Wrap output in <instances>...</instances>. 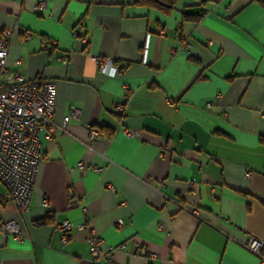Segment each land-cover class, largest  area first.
<instances>
[{
	"label": "crops",
	"instance_id": "obj_1",
	"mask_svg": "<svg viewBox=\"0 0 264 264\" xmlns=\"http://www.w3.org/2000/svg\"><path fill=\"white\" fill-rule=\"evenodd\" d=\"M3 29L10 69L55 82L53 123L81 112L65 131L41 132L27 210L0 182V219L22 232L0 234V264H84L87 232L63 246L64 220L124 244L120 264H264L243 245L264 238V4L0 0ZM97 57L124 70L111 76ZM91 127L102 136L89 143Z\"/></svg>",
	"mask_w": 264,
	"mask_h": 264
},
{
	"label": "built area",
	"instance_id": "obj_2",
	"mask_svg": "<svg viewBox=\"0 0 264 264\" xmlns=\"http://www.w3.org/2000/svg\"><path fill=\"white\" fill-rule=\"evenodd\" d=\"M46 9L45 1L37 3V11L41 12ZM74 34L77 35V32ZM11 37L10 29L0 30V182L7 188L9 201L15 203L20 211H25L29 207L43 162L41 132L46 131L51 137L55 130L65 131L68 121L71 118H78L81 110L71 109L70 113L64 117L61 126L53 123L56 84L53 80L30 79L21 72L10 69L8 56ZM81 39L86 41L85 37ZM64 61L66 62L67 59ZM95 61L102 71L111 76L124 70V67L119 68L115 62L106 57H97ZM125 88L128 90L127 85ZM128 97L126 94L123 100L116 104V111L122 117L126 112ZM123 130L131 137L140 134L139 129L136 128H124ZM99 136L102 134L98 128L91 127L89 143ZM246 176L249 179L250 173ZM189 184L193 189L198 187L197 181L191 180ZM107 187L114 190L111 184ZM44 205H49L47 200L44 201ZM82 211L85 213V207H82ZM118 224L120 225L121 222ZM57 228L62 233L63 246L73 238L74 229L87 232L86 241L91 258L84 264H120L114 255L119 248L124 249L125 245L119 248L106 246L104 238L87 220L77 226L69 220H64L57 225ZM0 234L13 235L17 239L22 238L20 225L14 219H0ZM243 245L260 257L264 263V238L248 235ZM144 252L146 251L143 250Z\"/></svg>",
	"mask_w": 264,
	"mask_h": 264
},
{
	"label": "trees",
	"instance_id": "obj_3",
	"mask_svg": "<svg viewBox=\"0 0 264 264\" xmlns=\"http://www.w3.org/2000/svg\"><path fill=\"white\" fill-rule=\"evenodd\" d=\"M259 1L262 4H264V0H259ZM138 2H146L148 4L158 6L161 9L169 10V9H172L174 7L176 0H138ZM185 17H186V14H185ZM103 130H104V128H103ZM107 134L110 137L111 133L109 132Z\"/></svg>",
	"mask_w": 264,
	"mask_h": 264
}]
</instances>
